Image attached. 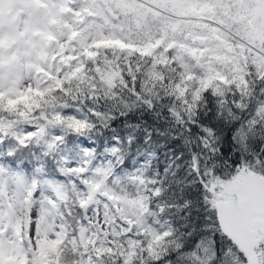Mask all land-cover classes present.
<instances>
[{
    "label": "snow or ice",
    "instance_id": "obj_1",
    "mask_svg": "<svg viewBox=\"0 0 264 264\" xmlns=\"http://www.w3.org/2000/svg\"><path fill=\"white\" fill-rule=\"evenodd\" d=\"M19 3L22 26L0 18V264H264V0ZM158 104L182 130L184 196L203 207L179 235L162 217L193 200H168L120 138L105 152L136 169L124 176L94 163V140L61 154L65 133Z\"/></svg>",
    "mask_w": 264,
    "mask_h": 264
},
{
    "label": "trees",
    "instance_id": "obj_2",
    "mask_svg": "<svg viewBox=\"0 0 264 264\" xmlns=\"http://www.w3.org/2000/svg\"><path fill=\"white\" fill-rule=\"evenodd\" d=\"M1 2L2 0H0V7H2ZM16 3L20 6L19 0H11L8 6H13ZM10 9L12 10L11 7ZM1 18H11L12 20L21 23V26V21L24 20L23 15H20L18 18V15L12 12H10L9 15H3ZM124 97L125 99H128L127 92L124 93ZM60 102L64 103V100H61ZM67 103L72 108H78L80 106L75 103L74 97H69ZM160 103L167 106L168 100H163ZM99 106L102 111H107L109 105L102 100ZM117 115L119 114L117 113ZM243 115L248 117L249 113H244ZM184 128L186 129L187 125H185ZM52 129L53 128H49L50 131L48 136L45 137V140L51 139L52 135L55 134L56 130ZM87 132L92 138L99 140L103 146L106 144L111 146L110 142L114 137H118L120 138L121 147L124 149V154L126 156L144 157V159L140 161V164L143 165L146 161L150 164V167L145 168V172L147 173L145 178L152 177L157 181H165L163 188L167 190V199L171 200L174 204L180 203L182 199L190 198L193 200L190 209L186 211H176L173 209L162 217L165 220L172 221V226L179 230L178 235L186 230L183 225H191L195 223L197 220L198 208L200 209L201 214L203 213V207L195 202V197L184 196V192L187 191L188 185L192 184V181L189 179L191 173L187 163V153L181 152V149L185 147L182 140L178 144H173L172 142L173 138L179 139L182 130L172 120L171 116L163 111V108H161L159 104L156 109L151 111L143 106H138L127 119L120 116L116 123L105 124L101 121H95L93 127ZM65 134L68 138V144L74 145L80 141V135ZM195 136L196 133L193 132L192 136L187 138L193 139ZM130 137L134 139V144L132 146L128 144V139ZM62 147L61 152L63 150ZM195 149L196 145L195 142H193L188 151H193ZM31 151L39 153L40 149L33 148ZM225 151H227V147H225ZM63 153L64 151L62 154ZM21 155L26 161H29L27 153H22ZM174 155H183V159L177 163V161L173 159ZM108 158L112 159L110 155L106 156V159ZM113 163L116 162L113 160ZM165 165L171 167V172H169L167 176L164 175ZM173 165L176 166L173 167ZM181 168H183V171H180ZM157 169L160 170L159 176L156 175ZM121 170L124 169L121 168ZM49 171L51 174H54L52 169H49ZM173 173H176V175H173ZM56 178L63 182L71 183V180L68 178L59 176ZM125 186L129 188V191H135V189L131 187L130 181L125 182ZM160 186L161 185L157 183V187ZM192 191H196L194 186L192 187ZM189 215L191 219L186 220L185 217H188ZM194 242L195 238L190 241V243Z\"/></svg>",
    "mask_w": 264,
    "mask_h": 264
},
{
    "label": "water",
    "instance_id": "obj_3",
    "mask_svg": "<svg viewBox=\"0 0 264 264\" xmlns=\"http://www.w3.org/2000/svg\"><path fill=\"white\" fill-rule=\"evenodd\" d=\"M240 187L246 189L248 186H247V184L242 183V184L240 185Z\"/></svg>",
    "mask_w": 264,
    "mask_h": 264
}]
</instances>
